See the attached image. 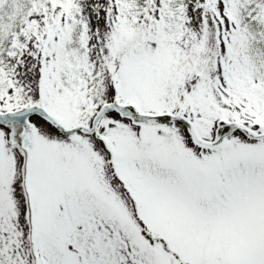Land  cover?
Listing matches in <instances>:
<instances>
[{"label":"snow or ice","instance_id":"obj_1","mask_svg":"<svg viewBox=\"0 0 264 264\" xmlns=\"http://www.w3.org/2000/svg\"><path fill=\"white\" fill-rule=\"evenodd\" d=\"M0 264H264V0H0Z\"/></svg>","mask_w":264,"mask_h":264}]
</instances>
